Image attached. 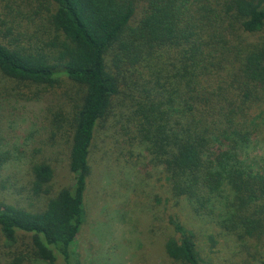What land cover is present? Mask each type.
Returning <instances> with one entry per match:
<instances>
[{
	"label": "trees",
	"instance_id": "1",
	"mask_svg": "<svg viewBox=\"0 0 264 264\" xmlns=\"http://www.w3.org/2000/svg\"><path fill=\"white\" fill-rule=\"evenodd\" d=\"M0 1V74L69 82L75 94L45 120L50 140L65 137L72 182L48 196L52 167L31 162L30 193L46 200L22 215L0 202V246L27 239L7 264H79L90 155L107 120L114 149L141 148L161 170L150 205L169 264H203L199 242L216 230L264 253V170L241 154L264 143V0Z\"/></svg>",
	"mask_w": 264,
	"mask_h": 264
},
{
	"label": "rangeland",
	"instance_id": "2",
	"mask_svg": "<svg viewBox=\"0 0 264 264\" xmlns=\"http://www.w3.org/2000/svg\"><path fill=\"white\" fill-rule=\"evenodd\" d=\"M32 15L31 20L37 19H32ZM28 25L32 29L31 22ZM34 92L35 98L25 97ZM74 96L69 82L62 81L50 89L0 74V153L7 155L0 164V202L11 212H37L46 200L45 195L30 193L31 162L44 161L52 167L48 196L72 182L65 137L50 140L47 124L53 117L50 111L57 108L55 112L65 115ZM109 123L107 120L97 131L90 155L86 218L74 240L79 264H169L160 231L152 228L154 210L150 205L153 195L159 194L161 170L149 162L148 154L141 148H136L132 157L123 151L124 146L123 154L114 149L118 131ZM242 151L245 163L250 161V167L264 170V143L248 144ZM186 223L202 226L201 220ZM215 233L218 235L213 244L209 245V240L199 242L203 264H264V253L251 254L255 249L253 241L240 248L231 234L218 230ZM26 246L27 239L21 235L13 246H0V264H7L11 252L24 253ZM21 264L47 263L32 259Z\"/></svg>",
	"mask_w": 264,
	"mask_h": 264
}]
</instances>
